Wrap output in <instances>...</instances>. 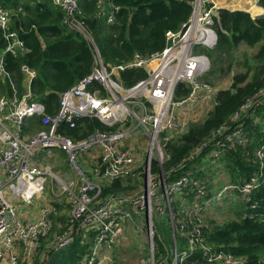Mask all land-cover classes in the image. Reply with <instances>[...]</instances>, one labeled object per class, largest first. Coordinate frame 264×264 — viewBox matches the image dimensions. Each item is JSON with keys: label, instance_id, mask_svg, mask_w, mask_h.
I'll list each match as a JSON object with an SVG mask.
<instances>
[{"label": "trees", "instance_id": "obj_1", "mask_svg": "<svg viewBox=\"0 0 264 264\" xmlns=\"http://www.w3.org/2000/svg\"><path fill=\"white\" fill-rule=\"evenodd\" d=\"M0 3L13 10L12 26L28 46L24 53L5 54V65L11 72V80L0 77V96L12 93L11 81L23 92L25 77L21 66L27 64L36 71L31 81V99L40 101L45 107L44 114L48 115L58 112L61 94L95 66L94 44L109 65L129 62L137 55L150 57L166 46L167 30L182 29L194 10V0H80L89 38L65 21V10L53 0H0ZM258 3L264 7V0H258ZM207 5L212 4L207 1ZM111 13L113 19L109 20ZM213 26L218 38L216 44L209 47L211 50L207 55L219 71L229 73L237 68L232 74V82L230 86L218 89L213 107L203 119L189 122L180 135L169 136L164 146L166 158L162 163L157 159L152 161L154 175L162 179L163 173L168 184L186 175L199 180L207 188L204 200L223 185L242 184L258 171L260 158L257 149L264 144V94L261 93L264 90V14L252 17L245 9L219 7ZM2 44L0 40V47ZM241 47L252 49L251 53L244 50V59L241 58ZM213 71H209L207 76L212 75ZM147 75L146 68L133 66L121 70L119 78L125 87H131ZM188 91L187 84L181 82L176 87L175 96H183ZM250 98H258V104L233 119ZM42 118V114L28 116L25 132L43 127ZM223 125L228 127L226 132L241 127L247 142H237L234 147L229 146L218 155H212L210 151L216 137L213 134ZM111 128L98 117L83 115L76 119L75 126H70L66 121L60 122L58 130L78 139L96 129ZM165 135L167 132H162V136ZM199 147L201 151L196 156L195 151ZM206 154L219 163L224 176L217 179L218 186L215 188H212L211 181L216 178L217 172L207 179L202 169V157ZM89 174L94 176L93 173ZM130 179L121 177L113 179L110 184L104 183L100 200L135 187L136 184H131ZM157 184L162 187V180L161 184ZM183 190L182 193H173L170 200L173 211L180 217L186 214L183 207L191 205L194 200V193L188 187ZM236 192L233 198L223 201L225 210L222 212L228 217L222 222L210 216L211 210L220 203H205L201 232L203 244L209 246L210 250L201 242L195 243L183 264H222L207 260L208 252L215 250L231 253L235 258L242 257L248 264H264V182L252 190L249 199L241 191ZM163 198L161 202L158 199L157 203L164 208ZM165 210L168 211V208ZM168 218L171 228L168 241L160 240L161 236L157 234L160 236L157 238L160 250L167 254L165 244L170 245L171 249L174 239L180 251L188 249L189 240L180 231L181 223L173 222L171 216ZM154 225L158 233L156 223ZM53 226L55 229L56 225ZM94 235V231H89L87 236L77 233L64 247L47 249V259L36 260L34 264H80L81 258L91 251ZM43 239L40 249L45 250Z\"/></svg>", "mask_w": 264, "mask_h": 264}, {"label": "built area", "instance_id": "obj_2", "mask_svg": "<svg viewBox=\"0 0 264 264\" xmlns=\"http://www.w3.org/2000/svg\"><path fill=\"white\" fill-rule=\"evenodd\" d=\"M205 1L208 0H200L198 5L194 2L193 14L189 21L180 30H167L166 46L150 57L137 55L129 62L109 65L104 62L94 44L95 66L89 74L61 94L60 108L53 115L44 114V105L31 99V81L36 74L35 69L27 64L21 66L25 77L23 92L11 81L12 93L0 96V264H17L21 251L28 257L34 256L41 239L51 230L52 207H41L36 217L28 218L18 210L14 201L18 198L31 201L35 196L42 194L49 166L38 163L35 156L38 150L46 148H59L66 152L82 182L75 200L74 220L67 230L57 236L53 247H64L77 233L94 231V244L91 251L81 258L80 264H103V258L100 256L103 243L115 241L122 229L123 219H132V211L126 205L131 204L136 212L135 208L144 207L145 202L151 200V196L147 199L143 196L140 199L112 193L101 201L103 183L91 179L89 173L111 180L128 174L135 160L133 144L125 146L123 140L136 132L139 124L145 126L144 134L151 147L163 151L169 136H162V132L178 130L185 126L187 122L181 118L182 114L191 112L192 107L213 90L207 81L198 78V75L210 67V59L201 51V46L213 47L218 38L213 26L217 10L213 6L203 7ZM53 2L65 10V21L71 27L79 29L91 38L85 27L80 0ZM12 16L13 10L0 3V40L3 41L0 47V77L10 80L11 72L5 65V54L9 52L18 55L28 50L24 39L12 26ZM112 19L111 13L109 20ZM133 66L146 68L148 75L133 86L125 87L119 73L126 67ZM181 82L187 84L189 91L176 97L175 90ZM261 93L264 94V90ZM215 95L211 99L214 100ZM258 102V98L248 99L234 114L233 119L239 118L246 109L250 110ZM129 103L141 106L143 115L140 116ZM36 114L43 115L44 126L33 135H27L24 130L26 119ZM83 115L98 117L112 128L96 129L78 139L58 130L60 122L66 121L70 126H75L76 119ZM135 119H138V122L135 123ZM227 128L223 125L213 134L216 137L210 151L212 155H218L229 146L234 147L237 142H247L241 127L229 132H226ZM220 135L223 137H219ZM207 144L209 143H205ZM88 153L93 154L94 158H99L96 163L99 168L95 166L92 170H87L83 166L80 159L84 161L83 156ZM257 155L260 158L258 171L242 184L223 185L206 200L203 198L207 194V188L199 180L186 175L168 184L165 179L163 186L168 196L164 193V196L157 195L155 199L160 196L168 200L164 208H168L173 222L181 223L180 231L186 234L190 245L189 250L180 251L174 239L172 260L168 261L167 257L158 258L157 262L151 260L150 264H183L194 244L204 243L201 229L205 203H220L229 195H236V191H241L247 199L250 198L252 190L264 182V144L257 149ZM165 158L157 160L162 163ZM184 187L194 193V200L191 205L183 207L182 210L186 214L180 217L173 211L170 197L173 193L184 192ZM146 230L148 245L149 248L151 245L152 251L154 230L150 219L146 221ZM203 246L210 250L209 246ZM208 253L207 260L211 263L248 264L244 258H235L233 254L223 250Z\"/></svg>", "mask_w": 264, "mask_h": 264}, {"label": "rangeland", "instance_id": "obj_3", "mask_svg": "<svg viewBox=\"0 0 264 264\" xmlns=\"http://www.w3.org/2000/svg\"><path fill=\"white\" fill-rule=\"evenodd\" d=\"M199 1L200 0H195L194 2L198 5ZM205 6H208L207 1H205L203 7ZM210 50L211 48L207 46H201V51L205 52L206 54ZM244 50L250 53L252 52V49L241 47L242 59H244L246 56ZM236 69L237 68L232 69L229 73L226 70L219 71L218 67L214 65L210 60L209 69L206 72L198 75V78L200 80L207 81L213 87V90L207 93L208 96L206 98L201 100L198 104L194 105L191 112L182 114L181 118L187 122L185 126L181 127L178 130L168 131L167 135L178 136L186 130L189 122L193 120L197 121L203 119L213 107L214 100L211 98L214 96V94L217 93L218 89L230 86L232 82V74ZM211 70H214L212 75L207 76V74ZM136 97L140 98L139 96ZM144 98H146V96H144ZM129 105L133 109L137 110L140 116L143 115L144 111L141 106H133L132 103H129ZM134 122H138V119H135ZM41 128H35L30 132H26V134L33 135ZM144 133L145 126L139 124L136 132L128 135L123 140V144L125 146L129 145V143L133 144L132 147L135 160L128 170L129 173L121 177H131L130 183L136 185L126 192H121L120 195L140 199L143 196L146 199L148 198V196H151V200H147L144 207H136V212H134V207L131 204L126 205L132 211V219H123L122 229L119 231V235L117 236L115 241L103 243L102 249L100 250V256L103 258V264H150L151 260H155L157 262L158 258L163 259L167 257L168 261H171L174 255L173 246L170 249V245L165 244L167 249V254H165L160 250V247L157 243V238L159 239L160 236V240L161 238H163L168 241V237L171 231L170 221L168 218L170 214L169 211H166L165 208H163V205H159L157 203L159 202L158 199L161 202V197L158 196V198L155 199L157 195L162 196L163 194L164 196L165 193V195L168 196V193L163 185H161L162 187H159L160 185L157 184L158 182L161 184V179H158L156 175H154L151 162L153 161V159L160 160L162 157L164 158L165 151L164 148L163 151H157L155 147L152 148L149 139L146 138V134ZM200 151L201 148H198L196 150V156L200 154ZM83 157L85 158V160L83 161L82 159H80V161L87 170H92L95 166L99 168V165H96V163L99 162L98 157L94 158L93 154L91 153L85 154ZM35 158L38 163L49 166V174L46 175L44 190L40 196H35L31 201H26L21 198H18L14 201L18 207V210L22 213L31 211H38L39 213L41 207H45L46 205L52 207L50 216L54 215L56 218L54 219L51 216V230L47 235L43 237V242L46 243L45 250L40 249L42 243L41 242L34 256L32 255L31 257H28L21 251L20 259L17 264H34L36 260L45 261L47 259V249H50L54 246L57 240V236L67 230L74 220V215L76 213L75 200L79 194L82 184L78 173L72 167L71 163L68 160L66 152H64L63 150L59 148L41 149L37 151V155L35 156ZM202 160L204 163L202 169L206 174L207 179L212 177V173L217 172L216 178L212 179L211 181V184L214 186L212 188L217 187V179L224 178L223 174L221 173L222 171H220L221 167L219 163L214 162L211 158H209L208 154H206L205 157L203 156ZM210 162L212 164L208 165ZM90 178L98 180V183L103 184H110L113 181L108 177L100 178V176L97 174H94V176H90ZM75 194L77 195L75 196ZM155 194L156 196H154ZM229 196L231 198L234 197L233 195ZM228 197L222 200L219 206L215 209H212L210 212V216L214 217L217 222H222L228 217L225 213L222 212L225 210V208L223 207V201H226V199L228 200ZM237 198L240 197L237 196ZM170 199H172V197H170ZM233 200H236V198H234ZM167 201L168 200L165 198L162 199V203L164 204V206ZM216 209H220V211H217ZM148 219L153 222L154 249L152 251L151 245L150 248L148 245L149 238L146 230V221H148ZM155 223L158 233L154 225ZM53 225H56L55 229H53ZM88 233L89 231H86L83 234L87 236ZM157 234H159L160 236ZM168 252L169 254H171L169 255Z\"/></svg>", "mask_w": 264, "mask_h": 264}, {"label": "crops", "instance_id": "obj_4", "mask_svg": "<svg viewBox=\"0 0 264 264\" xmlns=\"http://www.w3.org/2000/svg\"><path fill=\"white\" fill-rule=\"evenodd\" d=\"M216 10L219 7H228L231 9H245L250 12L252 17H259L264 14V7L258 3V0H208ZM103 4V2H101ZM104 5V4H103ZM28 218H34L38 211L23 213Z\"/></svg>", "mask_w": 264, "mask_h": 264}, {"label": "water", "instance_id": "obj_5", "mask_svg": "<svg viewBox=\"0 0 264 264\" xmlns=\"http://www.w3.org/2000/svg\"><path fill=\"white\" fill-rule=\"evenodd\" d=\"M161 176H162V179H161L162 180V185H164L165 184V176L163 175V173H162Z\"/></svg>", "mask_w": 264, "mask_h": 264}]
</instances>
